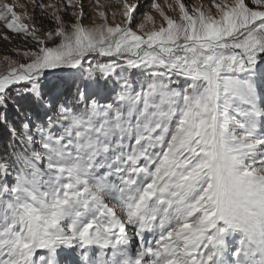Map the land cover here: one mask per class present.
I'll return each mask as SVG.
<instances>
[{
    "label": "snow or ice",
    "instance_id": "obj_1",
    "mask_svg": "<svg viewBox=\"0 0 264 264\" xmlns=\"http://www.w3.org/2000/svg\"><path fill=\"white\" fill-rule=\"evenodd\" d=\"M117 3L0 0V264H264V0Z\"/></svg>",
    "mask_w": 264,
    "mask_h": 264
},
{
    "label": "rangeland",
    "instance_id": "obj_2",
    "mask_svg": "<svg viewBox=\"0 0 264 264\" xmlns=\"http://www.w3.org/2000/svg\"><path fill=\"white\" fill-rule=\"evenodd\" d=\"M9 2L15 3L18 7H17V11H21L22 9L19 7V5H27L28 11L29 13L32 12V0H9ZM43 2L45 3H59L62 2V0H43ZM130 3L135 2V0H129ZM151 2V0H140L141 3V11H148V5ZM157 3H159L162 7H165V10L168 12L169 15H173V13L166 8V4H170L173 3L174 0H156ZM185 3H189V4H195V5H199V4H204L205 6H208L209 4V0H185ZM83 4H84V11L86 14H88L89 18L86 19L84 21L85 24H91L93 22L94 19L97 20L98 22V18L96 17V4H95V0H83ZM99 4L105 7V10L111 12L116 10L119 7V4L117 3V0H99ZM71 11V9L69 10V12ZM154 16H156L157 19V23H159V16L157 13H155L153 11L152 13ZM139 15V14H138ZM36 16H37V20L40 19V11L39 9L36 10ZM72 17L70 15H65V20H71ZM45 27H50L52 25L49 24L48 21H44ZM151 24H146V29L150 28ZM9 35H11V33H9ZM23 47V42L21 40L20 37H14L13 41L11 43H9L8 41L4 40L2 37H0V68L3 67V59L5 56H13V58H16L15 53L13 52L14 49L16 48H20ZM97 58H101L100 62H107V60L109 58H105V57H99V56H95V57H89L88 59L95 63L96 61H98ZM119 90V88H117V91ZM112 99L113 98V94H112ZM237 104H239V102L237 101ZM257 106L259 108H264V91H262L259 94V98L257 100ZM13 117H14V113H12ZM7 132V131H5ZM8 135V133H7ZM3 139L1 140V144H2ZM8 183L11 184L13 183V179H12V175L8 176ZM131 231V229H130ZM148 239H150V237H148ZM233 244H235V240H233Z\"/></svg>",
    "mask_w": 264,
    "mask_h": 264
},
{
    "label": "trees",
    "instance_id": "obj_3",
    "mask_svg": "<svg viewBox=\"0 0 264 264\" xmlns=\"http://www.w3.org/2000/svg\"><path fill=\"white\" fill-rule=\"evenodd\" d=\"M98 61H101V58H97ZM144 77L139 73V72H135L133 75V81L135 83V85H139L144 81ZM115 81V78H114ZM117 88H119V85H117ZM113 98H114V94H113ZM72 97H69V100H71ZM7 131L5 128H3V126H0V156H3L6 152L11 151V149L8 147L9 143L11 142V138L10 135L5 132ZM2 144H1V140Z\"/></svg>",
    "mask_w": 264,
    "mask_h": 264
}]
</instances>
